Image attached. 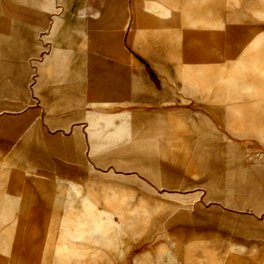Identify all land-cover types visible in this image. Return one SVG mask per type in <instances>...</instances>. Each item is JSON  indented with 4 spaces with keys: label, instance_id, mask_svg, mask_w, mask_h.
<instances>
[{
    "label": "rangeland",
    "instance_id": "1",
    "mask_svg": "<svg viewBox=\"0 0 264 264\" xmlns=\"http://www.w3.org/2000/svg\"><path fill=\"white\" fill-rule=\"evenodd\" d=\"M78 2L0 0V28L34 33L19 61L23 81L32 61L56 73L57 26L67 28L65 54L80 75L145 88L106 104L117 112L85 111V123H60L67 115L54 113L59 129L32 137L39 108L31 76L26 97L2 79L9 96H0V264H264V0H80L75 11ZM52 101L59 107L63 98ZM215 113L258 139L224 140L255 144L243 149V165L204 174L199 159L190 164L191 136L171 149L174 159L188 152V164L156 157L159 183L108 155L159 144L160 125L181 130L203 120L214 128ZM5 135L15 138L10 151ZM74 146L81 173L61 167L78 165ZM185 173L181 183L171 179Z\"/></svg>",
    "mask_w": 264,
    "mask_h": 264
},
{
    "label": "crops",
    "instance_id": "2",
    "mask_svg": "<svg viewBox=\"0 0 264 264\" xmlns=\"http://www.w3.org/2000/svg\"><path fill=\"white\" fill-rule=\"evenodd\" d=\"M79 4L80 0L75 4V11H77ZM33 35L34 33H30L29 35L24 34L22 36L19 28H0V96H9L7 87L5 84H1L2 79L7 80L8 78L19 86V93L17 95L26 97L28 92L25 84L28 76H31L30 92L35 98V105L39 108L38 113H36L38 118L36 123L37 126L33 129L31 134L32 137L41 136V128H44L49 132L59 129L52 128L50 117L54 113L67 115L59 120L60 123H65L69 120L78 123L84 121L85 123V111L107 110L109 112H117L114 110V107H107L106 104L114 102L124 103L123 96L127 93L129 88L132 90L134 95L138 93V90L145 88V85L138 80H134L131 84H128L127 80H118L114 77L103 78L99 76L98 72V75H91V77H88L89 79L80 75V68L77 66L76 68L73 65L75 60L72 59L69 64L67 60L68 55L65 54L67 44V28H58L57 26L52 28L51 36L53 37L52 39H55V57L61 61L59 63L57 62L56 73H58V75L54 76L56 73H54L55 67H53L52 64H47L39 68L34 65L35 62L32 61L31 64L33 69L32 71L28 70L29 74L23 81L20 74L21 72H24V70L27 71V67L20 64L19 61L25 59L27 46H29L30 42H34V39L32 38ZM18 40L21 41L18 42ZM87 41L86 35H84L81 41V46L85 47L87 45ZM72 58L75 59V57ZM71 63L72 66H69ZM70 72H75V76H67ZM188 86L191 85L188 84ZM57 95L63 98V101L59 103V107L54 106L55 103L52 101V97ZM195 95H197L196 92ZM134 104L143 106L139 103ZM127 111H130V109L121 110L120 112ZM212 119L214 122V128L203 120L194 122V124L191 125L186 124L181 130H176L174 125L171 124L160 125L157 128L156 134L163 137V139L159 144L152 141H143L129 147L109 152L108 155L112 158L128 159L130 161L129 167L135 170L138 176H140L138 174L139 172L142 175L151 178L156 183H159L160 172L156 170L158 166L156 157L162 156L166 159L170 158L180 164H188L190 158L186 149L184 151L186 152L185 156L177 159L172 157L173 151L171 149H173V143H176L177 140L179 142H183L186 138L191 136L194 140L193 143L190 144H192L195 148V156L190 161V164H193L196 159H199L201 164H203L201 167L205 170V172H203L204 174H212V168H221L223 165L230 166L237 163L243 165V149L254 143L248 142L245 145H241L231 142L226 143L224 140L226 138H239V140L246 139L256 143L258 139L255 141V139L249 138L247 136L249 134L246 132L247 130H236L235 124L229 120L221 119L218 113H215L212 116ZM221 122L229 133V136L225 135L219 128ZM78 123H75L72 126L73 129ZM82 128L85 130L84 126ZM81 132L82 130L78 129L75 133L78 135ZM3 143L5 149L10 151L16 142L15 138L5 135ZM70 155L72 161L76 162L78 165L61 167L73 168L81 173L82 171L79 167L82 164L83 156L81 155L79 149L75 146L72 147ZM43 164L44 163L41 162V166H43ZM97 165H94V167L98 168ZM189 176V173H185L184 175L178 174L171 176V179H174V181L178 179V183H181L182 180L184 181V178L186 179V177ZM210 224L214 225L213 221L210 222Z\"/></svg>",
    "mask_w": 264,
    "mask_h": 264
},
{
    "label": "bare ground",
    "instance_id": "3",
    "mask_svg": "<svg viewBox=\"0 0 264 264\" xmlns=\"http://www.w3.org/2000/svg\"><path fill=\"white\" fill-rule=\"evenodd\" d=\"M115 217V216H114ZM112 219V218H111ZM114 220H116L115 218H114Z\"/></svg>",
    "mask_w": 264,
    "mask_h": 264
}]
</instances>
